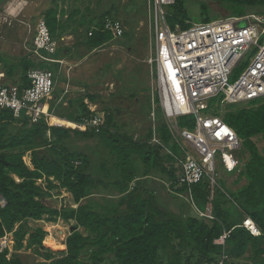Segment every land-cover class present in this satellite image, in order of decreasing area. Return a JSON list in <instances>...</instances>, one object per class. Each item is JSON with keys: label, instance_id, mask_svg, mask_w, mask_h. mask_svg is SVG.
Masks as SVG:
<instances>
[{"label": "trees", "instance_id": "16d2710c", "mask_svg": "<svg viewBox=\"0 0 264 264\" xmlns=\"http://www.w3.org/2000/svg\"><path fill=\"white\" fill-rule=\"evenodd\" d=\"M212 1L225 16L199 2L200 22L216 20V15L264 16V0ZM57 16L55 9H49L43 16L52 38L59 29ZM106 17L116 18L112 12L98 17L99 30L86 39L90 49L101 48L111 41V36L100 30ZM167 22L172 28L190 26L186 23L191 21L184 0H175L169 6ZM49 65L27 61L23 66V88L30 86L29 70H50ZM242 67L236 72L240 73ZM86 98L92 103L96 101V96ZM223 101V95L210 99L205 113L220 117L234 130L249 159L240 173L246 184L234 192L217 185L211 195L206 178L192 186L193 204L202 212L210 206L212 220L169 210L156 191L150 190L151 182L147 179L156 173L163 174L160 180L170 183L174 193L187 194L186 187L178 183L179 170L173 157L151 142V128L144 140H134L115 131L113 112L106 113L100 127L80 131L49 127L43 119L31 124L23 115L15 118L9 111H0V202H4L0 206V239L11 234L15 252L29 250L50 264H234L240 259L264 264V157L252 140L264 136V99L228 105L221 112L219 105ZM68 109L65 117L55 115L79 124L95 114L84 98L70 103ZM178 125L191 130L195 123L191 117H181ZM157 129L162 144L179 154L165 123ZM81 139L97 140L108 151V160H96L93 165L95 157L76 142ZM134 156L143 166L141 177L137 176ZM109 185L118 187L122 194L117 203H106L98 209L89 203L81 204L93 191ZM54 190L70 194L77 207H49L45 201ZM246 217L260 229V236H252L241 227ZM58 220L74 225L65 239V249L53 252L44 246L47 232L41 227H31L30 222L55 224ZM224 234H227L224 245L216 244ZM20 259L17 255L9 257L8 249L0 252V264H23Z\"/></svg>", "mask_w": 264, "mask_h": 264}, {"label": "built area", "instance_id": "2783aa9c", "mask_svg": "<svg viewBox=\"0 0 264 264\" xmlns=\"http://www.w3.org/2000/svg\"><path fill=\"white\" fill-rule=\"evenodd\" d=\"M175 0H147L149 42L153 53L147 61L150 66L151 142L170 154L177 166L178 183L187 189L195 213L212 220L211 207L202 212L193 204L191 188L205 178L210 183L211 195L217 187V169L233 171L239 165L237 152L242 140L220 117L206 114L210 99L224 96L228 104L248 103L264 99V16L249 14L242 17H224L211 22L189 23L172 28L167 22L168 8ZM152 7V8H151ZM243 22L241 27L239 24ZM97 28L88 32L93 36ZM103 32L111 40L121 39L125 29L120 20L106 17ZM35 61L57 62L50 56L56 52L57 42L52 38L44 18L37 21L33 39ZM248 60L247 66L236 71ZM30 86L21 90L0 83V111H9L13 117L25 116L31 124L43 119L49 127L72 128L86 131L103 125V115L95 114L81 123L60 120L52 122L53 114L45 109L44 101L54 90L53 73L47 69H32L27 73ZM234 78V79H233ZM233 79V82L230 80ZM158 99L165 125L180 153L167 149L158 137L155 100ZM191 117L193 129L181 128L178 119ZM218 167V168H217ZM4 202H0L3 206ZM252 236H260L256 224L246 217L241 224ZM227 234L216 240L224 245ZM7 235L0 239V252L12 244ZM219 264H222L220 262Z\"/></svg>", "mask_w": 264, "mask_h": 264}, {"label": "rangeland", "instance_id": "374dc122", "mask_svg": "<svg viewBox=\"0 0 264 264\" xmlns=\"http://www.w3.org/2000/svg\"><path fill=\"white\" fill-rule=\"evenodd\" d=\"M28 2V0H24ZM30 1V0H29ZM185 9L187 10L189 19L193 23L200 22L199 2L206 3L211 10L225 16V12L217 7L212 0H184ZM30 3V2H29ZM34 3V2H33ZM54 5L56 4L53 2ZM29 5V4H28ZM68 11L79 10L80 18L91 19L96 21L98 17L107 12H112L124 26L126 36L121 39L108 43L101 49H97V54L90 56L87 61L84 60L83 66H79V77H74L84 82L88 87V92L95 93L97 98L93 110L97 114L103 115L104 121L107 112H113V122L117 126L115 130L118 134L125 133L131 136L134 140H144L147 130L153 126L150 109V66L147 64L148 59L153 53V47L149 42V21L147 11V0H69ZM41 7L40 9H42ZM152 8V7H151ZM4 6H0V13L3 12ZM33 5L25 6L23 8L24 15L31 14ZM31 23L28 28L31 35L35 34L37 21L42 18L38 14L34 22V17L29 16ZM219 16H214V19H220ZM241 27L243 22L239 24ZM122 45V46H121ZM81 61V62H82ZM248 60L242 65V68L247 66ZM87 64V65H85ZM90 67L93 69L91 70ZM73 79V80H75ZM234 79V78H233ZM233 79L230 82H233ZM73 83H75L73 81ZM90 89V91H89ZM156 108V125L165 122L161 108L158 106V99L155 100ZM93 104H89L91 106ZM228 104L223 101L219 105V109L224 111ZM217 106V105H216ZM117 109V113L114 110ZM255 143L259 153L264 157V136L254 137ZM78 144L82 145L91 155L95 157L93 165L96 160L99 162L108 160V151L97 140H77ZM239 165L233 171H227L222 167H217L216 182L219 188H224L228 192H234L246 184V180L241 176V171L245 163L249 159V153L243 148L236 154ZM134 165L137 168V176H142L143 166L140 161L134 156ZM25 161L28 163V159ZM29 164V163H28ZM168 167V164H166ZM163 174H153L149 180L150 190H155L156 195L162 204L170 210L180 211L185 216H195L196 213L192 208V204L188 195L183 193H174L170 188V183H160V177ZM134 183L130 184V188ZM129 188V190H130ZM52 197L46 199V204L55 209L62 207L76 208L70 194L61 191H52ZM118 187L109 185L106 188L99 187L93 194L82 200L81 204L89 203L98 209L104 204H115L121 198ZM197 216V215H196ZM74 222H63L58 220L55 224L47 223L45 221L30 222L33 228L41 227L47 232L44 246L53 252H60V247H48L47 239L52 237L54 240L64 244V240L72 230ZM13 245V242H12ZM12 245L9 246L12 248ZM64 247V246H63ZM19 253H22L18 255ZM54 257H58L54 253ZM11 255H17L23 264H43V259L37 257L29 250H20L11 252ZM251 260L240 259L234 261V264H251ZM50 264V263H44ZM108 264V263H105Z\"/></svg>", "mask_w": 264, "mask_h": 264}, {"label": "crops", "instance_id": "0c3cea01", "mask_svg": "<svg viewBox=\"0 0 264 264\" xmlns=\"http://www.w3.org/2000/svg\"><path fill=\"white\" fill-rule=\"evenodd\" d=\"M53 2L56 4L54 5ZM65 3L68 5L69 0H28V2L24 0H0V6H4L3 12L0 13V83L5 86L23 88L25 84L22 77L23 66L27 61H35L33 54L35 34L31 35L28 30L29 23H31L28 19L29 16L34 17L35 22L38 14L43 18L49 9L57 10L59 29L53 36V39L57 42V49L50 56L57 62L49 65V69L53 73L54 90L51 96L44 101V107L53 114V117L60 120L64 119L57 117L55 113L65 117L69 111V104L79 101L81 98H84L85 104L90 110H93L92 106H95L96 101L92 103L86 96H96V94L92 93L90 89V92L87 93L88 87L84 85V82L79 80L80 78L75 79L74 77L80 75L78 67L83 66L84 68V61L86 62L90 56H95L97 49L102 48L90 49L86 45V39L89 38L87 34L92 28H96L97 20L80 18V11H68V6ZM28 4L33 5L32 12L30 15H24L23 8L29 6ZM41 7L43 8L40 9ZM125 36L126 34L123 38ZM112 42L111 40L109 44ZM90 69L93 68L90 67ZM97 98L96 96V100ZM89 104L93 105L89 106ZM7 237L12 239L11 234H7ZM59 244H62L60 250H64L65 245L63 243ZM48 247L51 248L49 245ZM12 251L13 245L9 250V257ZM20 254L22 253L18 255Z\"/></svg>", "mask_w": 264, "mask_h": 264}, {"label": "bare ground", "instance_id": "6f19581e", "mask_svg": "<svg viewBox=\"0 0 264 264\" xmlns=\"http://www.w3.org/2000/svg\"><path fill=\"white\" fill-rule=\"evenodd\" d=\"M13 2V1H12ZM21 3V2H20ZM56 121H58V119L57 118H52V122H56ZM68 125L69 126H71V123H68ZM47 245L46 246H52V247H59L60 246V244L59 243H61V242H58V241H56V240H54L53 238H51V237H49L47 240Z\"/></svg>", "mask_w": 264, "mask_h": 264}, {"label": "water", "instance_id": "95a60500", "mask_svg": "<svg viewBox=\"0 0 264 264\" xmlns=\"http://www.w3.org/2000/svg\"><path fill=\"white\" fill-rule=\"evenodd\" d=\"M114 112L117 113V109H115Z\"/></svg>", "mask_w": 264, "mask_h": 264}]
</instances>
